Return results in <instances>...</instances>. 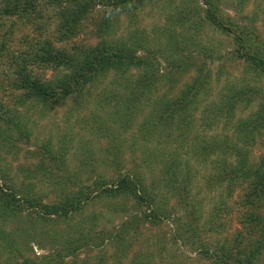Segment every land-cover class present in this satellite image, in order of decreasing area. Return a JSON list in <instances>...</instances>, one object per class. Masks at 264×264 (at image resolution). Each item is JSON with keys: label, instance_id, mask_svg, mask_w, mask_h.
<instances>
[{"label": "trees", "instance_id": "obj_1", "mask_svg": "<svg viewBox=\"0 0 264 264\" xmlns=\"http://www.w3.org/2000/svg\"><path fill=\"white\" fill-rule=\"evenodd\" d=\"M0 1L2 2L0 17L16 16L28 28V31L22 33L21 42L24 48L19 50L18 57L12 56L10 60L12 62L13 77L3 86L10 93L18 92L19 95L14 98L17 105L33 104L32 108H26L23 116L7 113L8 111L2 108L0 104V158L10 154L15 159L18 150H23L30 142L31 137L34 136L35 151L29 154L30 156H38L39 161L36 170L30 172L31 178L35 179L38 174L43 181V183L40 181L39 184L48 185L49 192L56 194L54 204L43 205L37 200L31 202L29 198H16L12 188L0 182V195L3 197L0 206V217H3L7 212L16 214L27 212L29 215L35 214L39 217L38 222L45 227H48V224L60 226L59 224L64 223L63 221H65L64 224L70 225L73 222L72 225L76 226L71 231L74 234L71 235L74 244H66L60 248L62 253L46 257V260L55 261L56 256L57 262L63 260L64 257L74 255L84 247H89L91 242H96L94 246L100 251L98 262L107 261V259L109 261V256L106 255L105 251H102L101 247L104 242H110L120 258V262L117 258L116 263L111 262L110 264H174V261L166 255V241L155 238L153 235L145 238L149 247L143 246V249H145L143 254L140 251L135 253L134 256L129 255L127 249L123 247L131 242L132 233H135L138 227L142 228L144 236L149 230V226H160L163 223L162 220H166L175 224L174 234L170 239L171 242L176 241L175 244H177L182 240V245L193 246V250L200 255V261L203 262L201 264H263L264 218H251V214L248 215V220H250L248 224L251 231L254 230V236L257 238L253 241L245 240L247 241L246 245L250 247L248 250L249 255L242 260H234L230 251L226 250L222 242L216 241L213 245L206 243L204 229L198 231V227H195V224L189 219L192 210L187 211V214L182 217L177 215L170 198L176 196L178 198L175 199L177 202H180V200L185 201L183 197L189 195L191 188L193 186L198 187L193 182L197 178V172L187 164L186 160L181 159L184 158L185 154L180 153L177 147L173 152L168 153V158L160 155L161 160L157 156L148 159L149 154L143 156L142 163L152 172V178L149 177L151 180L147 184L142 183L135 173H119V168L114 170V177L107 178L101 173H90V170L87 169V172L90 173L91 182L84 184L76 179L73 181L70 175L63 177L60 170H58L61 168L65 155L64 145H59L58 148H60L54 150L51 146L50 137L42 138L36 144L38 137L35 132L38 120L43 119L45 111H50L71 96L82 95L84 86H94L95 79L103 75L102 73L106 74L109 70L117 71L116 68L120 69L128 65H135L139 71L140 79L138 84L135 85L137 89L127 86L128 89L124 92L126 97L122 101L119 99L118 107L111 105L113 119L109 118L115 127L128 121L133 116L132 114L136 113L135 105L139 100L137 96L141 93L142 108H140L139 114H142V118L146 115L153 116L151 112L155 114L156 112L152 106V100L146 92L149 89H157L158 86L155 84L158 81L176 79L175 73H179L180 77L186 78L185 82L181 78L178 79L183 81L182 91L175 98L171 97L169 100H163L162 98L161 105L154 104L155 109L160 106L158 110L166 113L163 121H171L173 119L172 111H177V121L180 128H178L177 133L172 134L173 138L179 143V147L184 142L190 144L191 156L198 157L199 162L201 158L207 160L204 161L207 164L204 163L201 166L207 165L209 170L211 169L214 173L211 176L210 173L206 176L210 178L206 183V187L211 181L222 178L226 181L228 187L235 180L243 181L249 178L248 192L244 193L241 202L237 201V203L246 206L251 212L254 202H259L264 198V156L258 157L259 161L255 165L248 158L249 150L247 147L254 144L255 135L264 137V103L258 104L254 110L249 107L245 108L247 114L236 117L232 107L237 102L235 98L241 93L232 92L228 96L220 98L218 105L208 108L210 117H196L194 115L197 108L196 102L199 107L207 97L211 96L208 73L207 71L202 72L199 68L195 71L194 69L187 70L189 64L192 63L187 56L182 57L181 60H173L172 57V54L182 55V52H184L183 45L180 44V48L174 39L173 29L183 28L186 23L188 26L185 27V33L188 31L196 33L197 28L200 26L209 27L210 30L217 32L218 29H221L231 33L237 36L238 39L236 51L243 50L244 43L247 40L250 41V27L238 26L235 21L252 22L250 18L240 14L243 10L241 6L244 0H236L239 7L233 6L235 10L234 17L226 14L221 17L219 13L222 12L224 3L216 0H200L203 5L202 14L191 12L189 15V11L180 9L178 14L172 18L166 13L168 19H166L165 24L170 28L161 30L158 35L153 36L152 34V37H148V41L145 38L146 44L142 47V56L139 57L134 51L132 53L124 49L120 45V39L112 40L114 42L112 45L106 43L108 37L110 39H113V37L108 34H106L108 37L98 35L102 29L100 28L101 24L107 22L105 13L98 23L93 20L92 15L97 7H103L105 12H107V8H110L113 14H117L116 11L143 10L153 0H43L42 7L49 10V14L45 16L42 13L43 9H38L35 0ZM181 2L188 4L190 0H181ZM168 3L172 4L173 2L168 0ZM238 8H240L239 11L236 10ZM89 19L90 21L86 25ZM90 26L96 28V30L98 29L96 37L94 32H87L92 30ZM235 30L239 33L238 35L244 36V38L235 35ZM42 32H44L45 38L42 37ZM80 35H82L81 39L76 41ZM37 37L42 38L38 40ZM192 37L193 34L188 36L190 39ZM93 38H96L95 43L89 45L90 40ZM69 43L71 48L68 50L65 45ZM260 43L261 41L257 40L253 52L248 54L243 51L241 54L245 57L246 67L255 69L256 72H264V52L259 48H264V45L260 46ZM4 49L5 44L0 43V56ZM159 60H163L169 66L170 70L167 74H158L157 63ZM63 68L66 69V74L55 83L48 84L33 73L34 69L60 71L58 69ZM31 115H35L36 119L31 118ZM160 118L158 114L155 115L157 122ZM196 121H199V124ZM147 122L149 121L142 120L139 123ZM218 124L222 126L221 133L223 136L217 134L214 129H212L213 133L206 134L202 128H207L210 125L216 127ZM171 129L176 130L175 127ZM226 131L229 132L228 135H224ZM158 136L164 137L161 131L158 132ZM218 137L219 141H217ZM142 140H145V135H142ZM237 143H240L241 146H238ZM111 149L113 157H116L119 153L118 148L111 147ZM217 151L220 154H217ZM27 152L25 151V153ZM230 155L233 158L231 162L227 157ZM45 158L48 161H56L53 170L45 166L43 162ZM91 158V155L85 156L79 163L80 168L88 167L89 163L93 161V158ZM101 161L103 165L107 164L104 159ZM151 166L157 170L156 177V171L152 169L153 167L150 168ZM50 180L59 188L49 184ZM67 184H73L71 194L61 192V189ZM131 199L134 202L137 201L138 206L144 207L141 215H138L137 212L131 213L128 210L125 202ZM101 200L106 201V203L102 202V207L106 205L105 210L107 213H113L116 206L124 207L121 219L113 227V232L109 228V235H107V228L100 223H104L103 212L101 210L92 211V208L99 205ZM116 202L118 204L114 205ZM33 205H37L38 208ZM189 206L194 208V203H190ZM87 207L90 208L88 215L84 211ZM130 207H132V204ZM81 227L85 228L84 232H82ZM111 233H114V235ZM239 235L240 232L235 237ZM126 238L128 242L124 245L123 242ZM114 240L123 244V251L119 246L121 243L115 244ZM142 255H145V262L143 263ZM41 258H45V256ZM152 258L155 259V262L152 261ZM14 264L29 263L27 259H23Z\"/></svg>", "mask_w": 264, "mask_h": 264}, {"label": "rangeland", "instance_id": "obj_2", "mask_svg": "<svg viewBox=\"0 0 264 264\" xmlns=\"http://www.w3.org/2000/svg\"><path fill=\"white\" fill-rule=\"evenodd\" d=\"M169 1L173 3L169 4L168 0H153L143 10L116 11L117 14L111 13L110 8H107V12H105L103 7H97L92 15L93 20L98 23L105 13L107 21L106 24H101L100 28L102 29L98 35L108 37L106 35L108 34L113 37V39L108 37L106 42L110 45L114 43L112 40L120 39V45L124 49L130 52L134 51L138 57L142 56V47L146 44L145 38L148 41V37H152V34L153 36L158 35L161 30L170 28L165 24L166 19H168L166 13L172 18L178 14L180 9L189 11V15L191 12L202 14L203 5L200 0H190L188 4H184L181 0ZM216 1L224 3L222 12L219 13L221 17L225 14L234 17L235 10L233 6L239 7L236 0ZM43 2V0H35L38 9L42 8V13L45 16L49 14V10H45V7H42ZM0 5H2L1 1ZM263 7L264 0L243 1L241 6L243 10L240 14L250 18L252 22L235 21L238 26L245 25L250 27V41L247 40L244 43L243 50L239 49V51H236L238 48L237 36L221 29H218L217 32L210 30L209 27L200 26L197 28L196 33L192 31L185 33L186 26H188L187 23H183L185 24L183 28L173 29L174 39L180 48L181 45L184 48L182 55L172 54L173 60H181L183 59L182 57L187 56L192 61L187 70L194 69L195 71L199 68L202 72L207 71L209 76L211 96L207 97L199 107L196 102L197 108L194 112L196 117H210L208 108L215 107L219 104L220 98L226 97L232 92L241 93L235 98L237 102L232 107L236 117L247 114L245 108L249 107L254 110L258 104L264 103V72H256L255 69L247 68L245 57L241 55L243 51L248 54L253 52V47L257 44V40L261 41L260 46L264 45ZM236 10L239 11L240 8ZM0 19V43L5 44V49L0 56V104L2 108L8 111L7 113L23 116L26 108H32L33 104L26 106L17 105L14 102V98L19 95L18 92L10 93L3 85L13 77L12 62L10 60L12 56L18 57L19 50L24 48L21 42L22 33L28 31V28L16 16L9 18L0 17ZM90 19L86 22V25H88ZM229 27L231 28V26ZM90 29L92 30L87 32H94L96 37L98 29L96 30L92 26H90ZM42 33V37L45 38L44 32ZM192 34L193 37L191 39L188 38ZM238 34L235 30V35ZM238 36L244 38V36ZM42 37H37L36 39L39 40ZM81 37L82 35L76 41L80 40ZM95 41L96 38L91 39L89 45H92ZM65 48L69 50L71 48L70 43L65 45ZM259 48L264 52V48ZM58 70L60 71L34 69L33 73L49 84L57 82L66 74L65 68ZM116 70H109L106 74L102 73L103 75L95 79V84L92 87L85 85L82 95L71 96L50 111H45L43 119L38 120L35 129L38 137L36 144L42 138L50 137L51 146L54 150L56 148L59 149V145H64L65 155L61 168L58 170H60L63 177L70 175L73 181L76 179L84 184L91 182L90 173H101L105 178L114 177L116 168H119V173L131 172L137 174L142 183L147 184L152 178V172L142 163L143 156L149 154L147 156L148 159H151L152 156L160 158V155L168 158L170 152H173L177 147L180 153L185 154L184 158H181V155L180 158L186 160L187 164L197 172V178L193 182L198 185V187L193 186L191 188L187 197H183L185 201L180 200V202H177L175 200L178 199L176 196L170 198L177 215L182 217L187 214V211L190 212L192 210L189 219L195 224V227H198V231L204 229V236L208 245H213L216 241H219L225 245L226 250L230 251L234 260H242L247 257L250 247L246 245L247 241L245 240L253 241L257 238L254 236V230L251 231V227L248 224L250 223L248 215L251 214V218H264V198L259 202H254L251 212L246 206H241V203H237V201L241 202L240 200L243 199L244 193L248 192L247 184L249 178L243 181L235 180L229 187L222 178L211 181L206 187V183L210 179L206 176L209 173L210 176L214 173L211 169L209 170L207 165L201 166L204 163L207 164V162H204L207 160H202L201 158L199 162L198 157L191 156L190 144L184 142L179 147V143L173 138L172 134L177 133L178 128H180V124L177 121V111L171 110L173 112L171 121H163L166 113L158 110L160 106L155 109L156 106L154 104L161 105L162 98L163 100H169L171 97L175 98L178 96L182 91L183 81L185 82L186 78L183 79L179 73H175L176 79L158 81L155 84L158 86L157 89H149L146 92L152 100V106L156 114L161 117L159 122L155 120L156 114L154 112H151L153 116L146 115L144 118H142V114H139L140 108H142L141 93L137 96L139 100L135 105L136 113H133V116L128 121L119 124L120 127H115L109 118L113 119L111 105L118 107L119 99L122 101L126 97L124 92L128 87L136 88L135 85L138 84L140 79L139 71L135 65H128L120 69L116 68ZM157 70L158 74L164 75L167 74L170 68L166 62L159 60ZM179 78L183 81L178 80ZM31 118L36 119V116L31 115ZM142 120H148L149 122L139 123ZM196 123L199 124V121H196ZM172 127H175L176 130L171 129ZM221 127L218 124L216 127L210 125L207 128H202L206 134L213 133L212 129H214L217 134L223 136ZM159 131L165 138L158 136ZM228 133L226 131L224 135H228ZM142 135H145V140H142ZM33 138L34 136L31 137L30 142L23 150H18L15 159L10 154L0 158V182L9 185L16 198H29L31 202L37 200L43 205L54 204L56 194L49 192L50 188L48 185L39 184L42 178L38 174L35 179L31 178L30 172L36 170V165L39 161L38 156H30L29 154L35 151ZM219 140L218 137L217 141ZM237 145L241 146L240 143H237ZM111 147L118 148L119 153L116 157H113ZM247 149L249 150L248 158L250 162L256 165L259 161L258 157L264 156V137L255 135L254 144L248 146ZM25 151L28 152L25 153ZM108 151L109 153L107 154ZM217 154H220V152L217 151ZM87 155H91L93 161L89 163L88 167L81 169L79 163ZM227 157H229V162L233 160L231 155ZM102 159L105 160L106 165L102 164ZM43 162L49 169L53 170L55 168V160L48 161L45 158ZM115 163L116 165L114 166ZM87 169L90 170V173L87 172ZM152 169L156 171V177L157 170L155 167ZM149 177L151 178L149 179ZM49 184L53 185V187H58L52 181ZM66 186L61 189V192L71 194L73 184H67ZM2 199L3 197L0 195V206L3 202ZM102 202L106 203V201L101 200L99 205L92 208V211L101 210L103 212L104 223L97 219L104 224L107 228V235H109L110 229L113 232V227L120 221L124 207L116 206L113 213H107L105 210L106 205L102 207ZM192 202L194 203V208L189 206ZM117 204L118 202L114 203V205ZM125 204L131 213L142 214L144 207L138 206L137 201L134 202L131 199L126 201ZM131 204L132 207H130ZM33 206L38 208L37 205ZM84 211L88 215L90 208L87 207ZM38 219L39 217L35 214L29 215L27 212L19 214L7 212L3 217H0V264H14L23 259H27L29 264H110L111 262L116 263L117 258L120 262V258L115 253V249L112 244L110 245V242H104L101 247L102 251H105L106 255L109 256V261L107 259V261L98 262L100 251L94 246L96 242H91L89 247H84L74 255L64 257L59 262H57L56 256L55 261L46 260V257L62 253L60 248L66 244H74L71 236L74 234L71 231L76 226L72 225L73 222L70 225L64 224L65 221H63L64 223L59 224L60 226L48 224V227H45L38 222ZM162 222L160 226H149V230L144 236L142 228L138 227L136 232L132 233L131 242L127 244V238L123 242L127 246H123L121 242H116L115 240L114 243H121L119 245L120 249L123 251L124 247L129 255L134 256L137 252L142 251V254L145 252L143 246L149 247L145 238L153 235L155 238L166 241V255L170 260L174 261V264L203 263L200 261V255L193 250V246L182 245V240L177 244H175L176 241L174 243L171 242L170 239L175 230L174 222L166 220H162ZM81 230L84 232L85 228L81 227ZM238 232H240V235L235 237ZM111 234L114 235V233ZM42 256H45V258H41ZM144 256L142 255V263L145 262ZM152 261L155 262V259L152 258ZM262 261L264 264V252Z\"/></svg>", "mask_w": 264, "mask_h": 264}]
</instances>
